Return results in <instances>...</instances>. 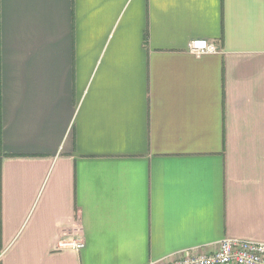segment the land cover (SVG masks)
Segmentation results:
<instances>
[{"label": "crops", "instance_id": "obj_1", "mask_svg": "<svg viewBox=\"0 0 264 264\" xmlns=\"http://www.w3.org/2000/svg\"><path fill=\"white\" fill-rule=\"evenodd\" d=\"M224 239L264 244V0H0V264Z\"/></svg>", "mask_w": 264, "mask_h": 264}, {"label": "built area", "instance_id": "obj_2", "mask_svg": "<svg viewBox=\"0 0 264 264\" xmlns=\"http://www.w3.org/2000/svg\"><path fill=\"white\" fill-rule=\"evenodd\" d=\"M215 51L216 47L205 41H193L189 45V52L196 57ZM66 237L60 242V249L81 250L84 247L76 234ZM150 264H264V244L224 239L210 253L187 251Z\"/></svg>", "mask_w": 264, "mask_h": 264}]
</instances>
